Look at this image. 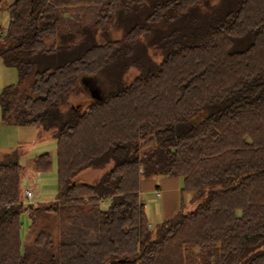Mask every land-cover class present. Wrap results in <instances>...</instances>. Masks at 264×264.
Wrapping results in <instances>:
<instances>
[{"label":"trees","instance_id":"obj_1","mask_svg":"<svg viewBox=\"0 0 264 264\" xmlns=\"http://www.w3.org/2000/svg\"><path fill=\"white\" fill-rule=\"evenodd\" d=\"M0 7L17 77L1 121L51 131L56 159L54 199L28 203L16 150L1 156L0 264H264V0ZM86 168L102 172L78 181ZM156 176L190 199L150 225L139 183Z\"/></svg>","mask_w":264,"mask_h":264},{"label":"rangeland","instance_id":"obj_2","mask_svg":"<svg viewBox=\"0 0 264 264\" xmlns=\"http://www.w3.org/2000/svg\"><path fill=\"white\" fill-rule=\"evenodd\" d=\"M8 23V13L6 8L0 7V34L6 28ZM157 60V58H154ZM135 71L131 70L126 79L132 77ZM17 81L16 71L12 67L5 66L0 59V93L6 85L15 84ZM83 85L88 89H96L101 95L105 92V89L99 87L97 83L93 82L91 79L83 78ZM100 88V89H99ZM85 98L82 95H71L69 97L70 103L77 105L81 103ZM83 106V104H81ZM16 150L19 163L21 165V181H20V192L23 196L24 190H30L32 196L29 200L25 199L28 203H45L54 199L56 195V159H55V143L51 137V131H44L40 127H35L31 125L27 126H17V125H6L1 121L0 117V158L1 156L13 150ZM47 152L50 155L51 164L46 171L36 172L31 169L32 158L40 153ZM102 169L86 168L81 170L77 175L76 179L78 181H84L92 183L96 181ZM159 177V176H157ZM188 193H183L185 197ZM154 198V196H153ZM147 198L140 195L142 200L146 218L150 225H156L159 223V200L158 198ZM24 199V196H23ZM189 199H185L184 207H189ZM27 217L23 213L20 216V228L24 229L26 226ZM26 228V227H25Z\"/></svg>","mask_w":264,"mask_h":264},{"label":"crops","instance_id":"obj_3","mask_svg":"<svg viewBox=\"0 0 264 264\" xmlns=\"http://www.w3.org/2000/svg\"><path fill=\"white\" fill-rule=\"evenodd\" d=\"M180 179L176 176H159L141 179L139 183L140 195L158 198L159 217L165 220L171 217L178 209L180 200L190 198L188 193L185 197L179 193ZM153 198V199H154Z\"/></svg>","mask_w":264,"mask_h":264},{"label":"built area","instance_id":"obj_4","mask_svg":"<svg viewBox=\"0 0 264 264\" xmlns=\"http://www.w3.org/2000/svg\"><path fill=\"white\" fill-rule=\"evenodd\" d=\"M23 193H24L25 199H27V200H29L32 196V193L30 190H24Z\"/></svg>","mask_w":264,"mask_h":264}]
</instances>
